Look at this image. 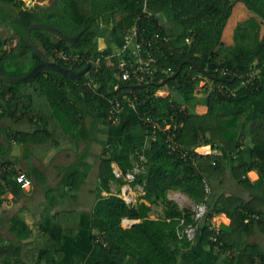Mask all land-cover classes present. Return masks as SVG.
Listing matches in <instances>:
<instances>
[{
	"label": "trees",
	"instance_id": "16d2710c",
	"mask_svg": "<svg viewBox=\"0 0 264 264\" xmlns=\"http://www.w3.org/2000/svg\"><path fill=\"white\" fill-rule=\"evenodd\" d=\"M143 1L151 17L147 19L141 15V25L151 33L158 32L167 42L161 51L154 52L151 80L144 84L121 83L115 76L116 63L107 65L105 58L120 46L125 30L141 14ZM0 2L5 8H0V20L12 31L8 37L0 38V75L19 77L40 63V57L26 39V29L40 22L56 27L68 37L85 29L72 43L47 31L31 30L34 47L44 52L48 60L74 71L91 65L88 74L79 81H72L55 71L40 73L23 84L0 81V108L3 110L0 122L7 109H15L11 119L13 124L34 123L36 134L47 139L55 134L49 125L54 119L60 132L66 134L67 141L73 144L82 141L87 145L99 142L101 126L112 125L108 119L110 100L116 97L123 107L127 100L133 103L137 122L144 130L146 145L143 147L125 140L109 145L101 142L99 182L89 219V240L95 255H102V260L96 264H189L181 262L182 254L197 244L207 247L210 254L230 255L222 259L223 264H264V247L248 240L257 230L264 233V213L261 211L264 204V132L263 139L245 150L239 151L238 142V133L244 128L239 109L258 98L264 89L258 71L264 66V34L258 40L259 26L264 25V0H53L51 8L38 6L32 11L22 9L24 3L21 0ZM238 4L253 15L248 24L238 25V36L242 39L248 27H252L255 33L253 45L219 59L223 31ZM100 39L106 45L103 50L98 48ZM13 40H16L14 45L11 44ZM56 52L66 54L69 61L57 58ZM74 58L79 62L72 65L70 61ZM96 59L101 64L98 71L93 66ZM194 65L205 73L195 69ZM221 69H226L229 75H222ZM254 71L258 72L254 84L242 85L241 77L247 78ZM88 78L93 82L88 84ZM199 80L205 81L201 88L196 85ZM28 86L32 87V93L26 91ZM162 90L168 95L157 96L156 92ZM199 92L206 96L208 109L203 116L194 113L190 105ZM36 97L41 101L37 103ZM145 116L160 123L155 140L142 123ZM259 116L264 121V111ZM170 117L178 124L175 143L187 150L193 160L180 158L168 148L164 140L167 134L162 126L164 120L170 121ZM62 123L66 124V130ZM127 127L122 126V133ZM11 140L18 141V136L13 135ZM41 140L45 142L43 138ZM24 145V154L29 157L33 152L28 144ZM206 145L217 148L220 154L209 156L195 152L196 147ZM233 153H237L236 165ZM245 154L251 163L238 159ZM88 156L89 151L83 150L75 155L73 163L60 169V187L79 188L91 168L86 162ZM140 156L143 159L141 169L133 173V182H128L126 175L133 171V159L138 160ZM8 163L28 178L45 180L44 174L34 166L27 172L13 162ZM112 164L117 166L119 177ZM226 167H230L239 184L254 193L262 192L257 197L261 200L258 205L255 198L244 202L228 196L220 197L208 206L211 193L205 201L204 182L214 174L219 175ZM252 168H256L259 175L254 183L242 178ZM5 180V186L0 187V202L5 193L16 197L23 192L14 172L5 176ZM111 183L117 184L114 193L110 192ZM126 183L140 185L144 191L135 203H127L119 196ZM169 190L184 193L194 204H206V213L191 238L186 229L196 223L194 212L179 209L167 200ZM103 192L106 195H102ZM50 202L54 204V199ZM156 206L161 207V215L152 219L151 213ZM218 214H225L230 225L213 227L211 219ZM124 220L137 222L124 228ZM69 230L66 229V233L73 235V229ZM8 231L17 242L4 244L0 241V258H20V242L29 238L31 231L16 216L10 219Z\"/></svg>",
	"mask_w": 264,
	"mask_h": 264
},
{
	"label": "crops",
	"instance_id": "0c3cea01",
	"mask_svg": "<svg viewBox=\"0 0 264 264\" xmlns=\"http://www.w3.org/2000/svg\"><path fill=\"white\" fill-rule=\"evenodd\" d=\"M34 2L36 4L34 3L35 5L32 6V8H28L30 11L35 10L38 6L41 7V1L35 0ZM38 2L39 5H37ZM52 5L53 0L45 9L51 8ZM23 6L22 9H24ZM236 7V10L232 14L236 23L234 25V30H236L234 32L229 30L228 24L231 17L223 31L222 43L219 48V59L229 56L233 51H238L253 45L255 33L252 27H248V31L242 39L238 36L240 29L237 28L238 25L242 27L248 24L253 15L244 11L239 4ZM0 8L3 9L1 5ZM0 26H5L10 29L7 25L2 24V20H0ZM263 34L264 25L261 24L258 31V40L261 39ZM9 35L10 33L1 39ZM15 42L16 40H13L11 44L14 45ZM98 43V48L103 50L106 46L104 41L100 39ZM116 50L117 48L114 49L115 52ZM258 71L259 78L264 87V66ZM26 91L32 93V87L28 86ZM162 92H165L164 96L160 94L156 95L161 97L168 95V92L163 90ZM35 100L37 103L41 101L40 97H36ZM190 105L192 111L200 116L207 113L206 96L203 92L197 93ZM16 111L11 108L7 109L5 111L4 120L0 122V162H13L27 172L30 166H34L44 174L45 180L40 182L38 179H36V181L34 178L29 177L31 180L30 187L23 189V192L19 196L14 197L11 193L2 195L0 202V241L4 244L17 242L15 236L8 231L10 219L15 216L24 221L30 229L31 234L29 238L23 239L20 242L22 248V255L20 258H0V264H74L76 262L80 264H91V260H94L93 264H96L97 261L102 260V255L98 257L95 255L94 247L89 240V235L91 234L89 219L94 204V195L99 182L98 172L103 151L101 142L104 141L109 145L120 140H125L140 147L145 146L146 136L142 126L137 122L135 111L128 105L123 107L116 123L111 126H101V130L98 134L99 142H90L91 144L87 145L82 141L77 144L67 141L66 136H64L66 134L60 132V126L57 125L54 119L50 120L49 125L55 134L47 139L44 138L42 134H36L37 125L34 123H24L21 125L13 124L11 119ZM263 111L264 89L258 98L239 109V113L242 115L240 123L244 126L243 130L238 133V142L240 143L239 151L252 147L254 143L263 139L264 121L263 118L259 116ZM62 125L66 130V124L62 123ZM124 125H128V127L125 133H122L121 128ZM12 135L18 136V141H11ZM41 138L45 140L44 143ZM56 141L58 143H55ZM25 143L29 145V148L33 152L29 157L24 154L23 146H25ZM201 148H206V151H200L202 150ZM83 150L89 151L86 162L91 165L85 181L80 184L77 190L67 186L60 187V169L73 163L75 155ZM195 151L200 155L213 156L216 153L220 154V151L217 148H212L211 145L196 147ZM236 155L237 153L232 154L234 165L237 164ZM132 158L131 156V159ZM141 158L140 156L138 159L139 161L133 159V163L135 164L136 161L137 163H141ZM238 159L245 162H252L248 159V155L246 154ZM112 167L115 174L119 177L117 166L112 164ZM134 168L135 165L133 170ZM242 178L248 179L250 183H254L259 179L258 170L252 168L245 176H242ZM207 182L211 189L208 206H212L220 197L228 196H235L244 202L251 201L255 198L257 205L259 201H261L257 197L261 195L262 192L254 193V191L239 184L238 180L233 176L230 167L221 169L219 175L214 174L212 177H209ZM123 187L129 188V192H131L130 194L134 198L133 203L137 201L138 197L144 194L140 185L126 183L121 187V190ZM116 190L117 184L111 183L110 192L114 193ZM133 190L141 191L143 194L140 192L138 195H134V193H132ZM171 194L175 195L172 196ZM176 194H182L186 197L187 201H191L184 193L178 190H169L167 193V200L176 202L174 200V196H177ZM102 195H106V192H103ZM56 196L59 197L57 198ZM84 196L85 199L83 198ZM52 198L54 199V204L50 202ZM144 202L149 205L148 202ZM64 207L70 209L71 220L67 219L62 222L60 216L62 210H67ZM178 208L183 209L184 207L178 204ZM261 209L262 213H264V204L261 205ZM151 218L154 219L152 215ZM223 219L226 223L222 222ZM212 220L213 227H215L213 224L215 221L218 224L217 227L220 225L229 226L231 223L230 219H228L225 214L215 215ZM124 222L132 223V221L127 220H124L122 223ZM133 222L136 223L137 221ZM122 227L128 228L130 225H122ZM66 229H70L69 231L73 229L74 234H67ZM248 240L259 243L264 247V233L262 231L257 230ZM225 255L227 254L218 256L210 254L207 247L197 244L191 251L182 254L181 262L189 264H223L222 258H224ZM73 256L78 257V259L75 258L74 260Z\"/></svg>",
	"mask_w": 264,
	"mask_h": 264
},
{
	"label": "built area",
	"instance_id": "2783aa9c",
	"mask_svg": "<svg viewBox=\"0 0 264 264\" xmlns=\"http://www.w3.org/2000/svg\"><path fill=\"white\" fill-rule=\"evenodd\" d=\"M140 7L141 14L138 15V17L135 19L133 25L125 30L121 44L117 48L116 52L114 51V54H112L111 56L109 55L105 58V62L107 63V65H114V63H116L115 76L116 79L121 83L134 82L137 84H144L151 80L154 74V52L161 51L162 47L164 46V42H167V39L165 37H162L158 32L151 33L147 27L141 25V15L149 19L151 17V14L148 11L145 1L141 3ZM55 56L64 61H69V57L63 52H56ZM114 58H116L117 60L113 61ZM78 62L79 61L77 58H74L70 61L72 65L77 64ZM93 66L95 68V71H98L101 68L99 59H96L93 62ZM219 72L222 75H229V72L226 69H221ZM257 73L258 72L254 71L250 73L247 78L245 76H242L241 84H254ZM92 82L93 79L88 78V84ZM126 103L131 109H135L132 102L127 100ZM110 104L111 109L108 119L111 124H114L118 121V116L122 112L123 106L121 101L116 97L110 100ZM2 111L3 110L0 108V113ZM142 123L145 125L148 132H150L151 139L155 140L157 132L161 128L160 123L148 116H145L142 119ZM177 128L178 124L173 123L172 117H170V121L168 119L164 120L162 130L166 131L167 134L164 140L167 143L168 148H170V151L180 155V158H188L193 160L192 155L189 154L187 150L183 149L181 145L175 143L174 136ZM134 170L131 173H127L126 179L128 180V182H133V173L138 172L137 167H135ZM13 172L16 182L21 186L22 189L30 187L31 180L28 178V176L24 172L16 169L14 165L8 162H0V187H4L6 184L5 176L11 175ZM121 191L122 193H124V195L125 193L129 192L126 187H123ZM210 193V186L207 184V182H204L205 201L208 200V196ZM124 200L127 203H131L129 202V199ZM174 200L179 205L184 202V200L179 196L174 198ZM184 208L194 212V220H196L194 227L186 229L188 238H191L195 233V229L198 226L199 221L204 217L206 213V204L201 203L197 205L192 203L191 201H188V205ZM127 224L131 225L129 222H127Z\"/></svg>",
	"mask_w": 264,
	"mask_h": 264
},
{
	"label": "water",
	"instance_id": "95a60500",
	"mask_svg": "<svg viewBox=\"0 0 264 264\" xmlns=\"http://www.w3.org/2000/svg\"><path fill=\"white\" fill-rule=\"evenodd\" d=\"M46 2L47 3H42L40 5L42 9L47 8V6L51 4L52 0H46ZM31 30L47 31L50 34L54 35L55 37H57L58 39L66 42V43H72L81 37V35L83 34L85 29L81 30L74 37H68V36L64 35L59 29H57L54 26H51V25H48V24H45L42 22L31 24L26 29V39H27V43H28L29 47L40 57V60H41L40 63L38 65H36L35 67H33L27 73H25L24 75L19 76V77H10V76L0 75V81H3V82L8 83V84H23V83L29 82L34 77H36L38 74L46 72V71L58 72L61 75L67 77L68 79H70L72 81H79L82 77L87 75V73L89 72V69L91 67L90 64L85 66L80 71H74V70L67 68V67H64V66H62V65H60L54 61L48 60L46 58L44 52H42L41 50L34 47V45L32 43V39H31V35H30ZM194 68L199 70L202 74L205 73L203 69H201L195 65H194ZM132 224H134L133 221H132L131 225Z\"/></svg>",
	"mask_w": 264,
	"mask_h": 264
},
{
	"label": "rangeland",
	"instance_id": "374dc122",
	"mask_svg": "<svg viewBox=\"0 0 264 264\" xmlns=\"http://www.w3.org/2000/svg\"><path fill=\"white\" fill-rule=\"evenodd\" d=\"M23 2H24V6H23V8L24 9H28V8H32V6H34L36 3L33 1V0H22ZM38 1H41L42 3H47L46 2V0H44V1H42V0H38ZM40 2V3H41ZM35 3V4H34ZM1 5V4H0ZM37 5H39V2L37 3ZM3 8H4V6L3 5H1ZM9 8V7H8ZM5 9V8H4ZM235 11V10H234ZM236 13V12H235ZM236 23H235V21H234V19H233V17L231 18V20H230V22H229V24H228V26H229V30L230 31H235L234 30V25H235ZM1 27V26H0ZM11 34V31H10V29H8L7 27H1V29H0V38H3V37H5V36H7L8 34ZM102 40V39H101ZM6 46L8 47L9 45H8V43L6 44ZM10 47V46H9ZM98 47H99V43H98ZM224 50V49H223ZM220 51H218V53H219ZM204 84H205V81L204 80H199V81H197V83H196V85L198 86V87H203L204 86ZM156 94H160V95H165V92H162V91H157L156 92ZM13 137V135L11 136V138ZM10 139V138H9ZM11 140V139H10ZM12 141V140H11ZM19 145V144H18ZM202 150H200V151H202V152H204V151H206V148H201ZM141 161H143V159L141 158ZM135 167H137V169L139 170V169H141V164L138 162L137 163V161L135 162ZM134 171H136V170H134ZM128 191H130L129 190V188H128ZM141 191H137V190H133V192L132 193H134V195L135 194H139ZM131 192H127V193H125V195H124V193H122V191H121V193L119 194L123 199H129V202H131V203H133V201H134V198L132 197V195L130 194ZM141 194H143L142 192H141ZM172 196L173 195H175V194H171ZM177 196H179L180 198H182L183 200H184V202H182L181 203V205L183 206V207H185V206H187L188 205V201H187V199H186V197L184 196V195H180V194H176ZM211 195V194H210ZM177 196H174V198H176ZM57 197V196H56ZM59 197V196H58ZM57 197V198H58ZM84 199H85V196L83 197ZM209 199H210V196H209ZM186 201V202H185ZM209 201V200H208ZM171 203H173L175 206H177L178 207V204L176 203V202H174V201H170ZM67 206V205H66ZM65 209H67V210H62V214L60 215L61 216V221L63 222L64 220H71V218H70V209H68L67 207H64ZM151 215L154 217V218H156V217H158L159 215H161V207L160 206H156V207H154V210H153V212L151 213ZM77 218V217H76ZM75 218V219H76ZM212 222H213V220L211 219V224H212ZM222 222H224V223H226V221L223 219L222 220ZM214 226L215 227H217V222L215 221L214 223ZM122 225L123 226H125V225H128L127 223H122ZM101 255V254H100ZM91 256V255H90ZM228 256H230V255H225V257L224 258H222V259H225V258H227ZM74 257V260H75V258L76 259H78V257H75V256H73ZM104 257H105V255H104ZM91 264H93L94 263V260H91V262H90Z\"/></svg>",
	"mask_w": 264,
	"mask_h": 264
},
{
	"label": "clouds",
	"instance_id": "9594fccd",
	"mask_svg": "<svg viewBox=\"0 0 264 264\" xmlns=\"http://www.w3.org/2000/svg\"><path fill=\"white\" fill-rule=\"evenodd\" d=\"M130 224H131V222H130ZM131 226V225H130Z\"/></svg>",
	"mask_w": 264,
	"mask_h": 264
}]
</instances>
